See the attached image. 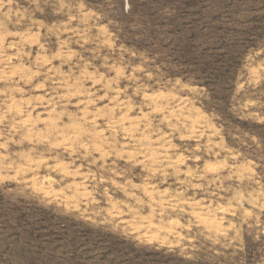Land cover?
Segmentation results:
<instances>
[{
  "label": "rangeland",
  "instance_id": "rangeland-1",
  "mask_svg": "<svg viewBox=\"0 0 264 264\" xmlns=\"http://www.w3.org/2000/svg\"><path fill=\"white\" fill-rule=\"evenodd\" d=\"M0 264H264V0H0Z\"/></svg>",
  "mask_w": 264,
  "mask_h": 264
}]
</instances>
